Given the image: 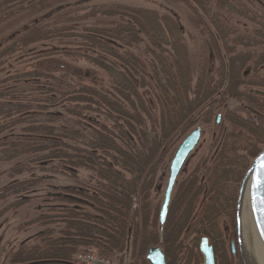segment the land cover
Segmentation results:
<instances>
[{"label":"trees","instance_id":"obj_1","mask_svg":"<svg viewBox=\"0 0 264 264\" xmlns=\"http://www.w3.org/2000/svg\"><path fill=\"white\" fill-rule=\"evenodd\" d=\"M17 1L30 0H0V9ZM174 1L193 13L192 23L217 62L212 72L205 58L193 78L181 56L178 24L134 8L95 7L77 19L89 24L67 20L56 28H34L0 52L2 59L34 42L57 39L75 48L64 50V56L102 70L110 90L75 82L67 75L39 72L0 81V135L17 129L22 140L20 144L13 138L0 141L3 159L40 153L41 161L60 162L53 171L58 169L79 183L77 189L64 187L62 193L53 194V200L66 206H49L34 220L41 226H57L56 231L42 230L30 242L18 243L8 252L7 264H76L75 255L82 251L116 258L117 264H149L147 249L159 244L167 264H199L200 236L188 242L197 231L212 246L215 264H234L218 219L234 218L236 194L227 184L239 182L241 176L233 166L243 164L246 169L248 159L264 146L263 98L240 89L244 85L264 89V76L257 73L264 65V14L235 0ZM233 16L253 28L239 32ZM248 63H253L250 74L244 70ZM16 80L24 82L20 86L10 82ZM139 89L150 92L157 119ZM225 99L246 103L248 107L239 110L247 116L226 111L230 130L223 135L215 167L205 174L204 184L198 185L196 170L178 184L160 225L151 195L169 151L197 123H209ZM80 170L87 173L82 181ZM23 171L19 166L12 173ZM39 182L21 180L2 188L0 218L28 203L21 194ZM201 192L206 202L191 220ZM9 198L14 200L2 206Z\"/></svg>","mask_w":264,"mask_h":264},{"label":"rangeland","instance_id":"obj_2","mask_svg":"<svg viewBox=\"0 0 264 264\" xmlns=\"http://www.w3.org/2000/svg\"><path fill=\"white\" fill-rule=\"evenodd\" d=\"M30 0L17 1L0 9V52L17 43L23 37L30 35L34 28L45 30L46 28L59 27L61 23L69 21V24H89V21H79V17L91 12L95 7L105 8H134L152 11L161 16L171 18L178 24L181 29V39L183 46V54L181 56L187 64L189 72L193 78L196 77L201 64L205 58H208V72L216 67L211 51H206L204 43L205 38L200 31L194 27L193 13L183 3L174 0ZM244 3L248 7L255 9L264 14V0H235ZM75 21V22H74ZM58 23V24H57ZM232 23L237 27L239 32H243L245 28L251 30L253 25L248 21L233 16ZM54 27V28H56ZM262 47L258 48L261 50ZM64 50H75L74 47H67L60 44V41L44 40L30 44L27 47L19 48L16 52L9 56L0 59V81L10 78L14 75L23 73H46L53 76L67 75L73 81L91 85L99 90L109 93V79L107 75L97 68L82 59L73 60L70 57L64 56ZM4 62V63H3ZM253 63H248L244 70L250 74L253 68ZM257 73L264 76V65H262ZM11 83L20 86L24 80L10 81ZM8 82V83H10ZM12 83V84H13ZM7 84V83H6ZM3 85L0 84V90ZM240 89L245 92H252L256 87L241 86ZM259 91L264 89H258ZM149 111L153 118H158V109L150 96L147 89H139ZM248 107L243 101L234 99H225L224 103L214 112L211 121L207 124L197 123L189 129L169 151L166 159L164 172L159 174V178L155 184L151 195L152 207H160L163 200V193L167 181L168 169L173 154L182 141V139L193 129H200L199 141L192 151L188 163L183 171L177 176L176 182L172 189L171 195L176 191L178 184L186 178L192 171L196 170L198 177V185L204 184V176L207 172H212L215 167V156L219 151V146L223 135L230 130V126L225 120V113L229 109L241 112L240 108ZM242 116H247L246 111L240 113ZM220 116V121L215 122L216 116ZM243 135V132L238 131ZM20 134L17 129L3 132L0 135V141H9L12 138L22 143V140L17 138ZM22 136V135H21ZM261 146L260 148H263ZM261 150V149H260ZM258 153V152H257ZM40 153L19 154L16 157L4 160L0 154V190L14 182L21 180L40 179L38 185L29 193H22L21 197L29 198L28 203L21 206L14 212L9 211L0 218V264H7L8 252L20 242H30L34 235L42 230L52 229L56 231L57 226H41L39 223H34L37 217L45 214L49 206L53 208L58 206H66V203L53 200L52 196L56 193H62V188L69 187L72 189L79 188V183L75 182L67 175L61 173L60 170L53 171L52 168H59L60 162L56 160L41 161ZM41 159V160H40ZM253 157L248 159L250 164ZM24 167V171L19 174H13L12 170L17 167ZM234 173L242 176L245 167L243 164L235 165L232 168ZM87 176L85 171H79V181L84 180ZM239 182L228 183L227 188L234 191L238 190ZM79 190H82L81 188ZM67 192V191H65ZM75 195V193L73 194ZM78 196V195H77ZM206 196L201 192L196 196L195 211L191 220L196 218L197 213L206 202ZM9 198L3 201L2 206L13 201ZM234 209V208H233ZM219 231L224 240L225 250L230 248V242H235V222L230 220L226 215H222L218 219ZM159 228V226H158ZM192 235L188 242L192 240ZM236 244V243H235ZM236 248V246H235ZM128 261V254L125 256ZM234 264H241L238 256H233ZM111 259V258H110ZM111 261L117 264L116 258ZM204 258L201 257L200 263L203 264ZM219 263V262H218Z\"/></svg>","mask_w":264,"mask_h":264},{"label":"water","instance_id":"obj_3","mask_svg":"<svg viewBox=\"0 0 264 264\" xmlns=\"http://www.w3.org/2000/svg\"><path fill=\"white\" fill-rule=\"evenodd\" d=\"M264 96L263 91H255ZM220 121L217 115L215 122ZM200 137V129L191 130L177 146L169 164L167 181L163 193V200L159 211V222L164 223L168 204L171 198L177 176L187 163L192 151L196 147ZM247 202L250 215L257 236L264 248V147L253 157L239 182L234 205L235 243H231V252H235V246L241 264H254L247 246L244 229V204ZM200 252L203 255V264H214L212 249L206 238H202ZM146 258L150 264H165L164 255L160 248L148 249Z\"/></svg>","mask_w":264,"mask_h":264},{"label":"bare ground","instance_id":"obj_4","mask_svg":"<svg viewBox=\"0 0 264 264\" xmlns=\"http://www.w3.org/2000/svg\"><path fill=\"white\" fill-rule=\"evenodd\" d=\"M244 229L249 253L254 264H264V248L254 228L247 202L244 204Z\"/></svg>","mask_w":264,"mask_h":264},{"label":"built area","instance_id":"obj_5","mask_svg":"<svg viewBox=\"0 0 264 264\" xmlns=\"http://www.w3.org/2000/svg\"><path fill=\"white\" fill-rule=\"evenodd\" d=\"M76 264H114L111 259L97 255L94 252L82 251L75 255Z\"/></svg>","mask_w":264,"mask_h":264},{"label":"flooded vegetation","instance_id":"obj_6","mask_svg":"<svg viewBox=\"0 0 264 264\" xmlns=\"http://www.w3.org/2000/svg\"><path fill=\"white\" fill-rule=\"evenodd\" d=\"M255 91H259V90H254V91H252V93H254L255 95H259V94H256L255 93ZM264 92V91H263ZM259 96H261V98H263V101H264V96H262V95H259ZM189 160V159H188ZM187 163H188V161H187ZM186 163V164H187ZM186 164H185V166H186ZM185 166L182 168V170L181 171H183V169L185 168ZM249 166V165H248ZM247 166V167H248ZM247 167H246V169H247ZM245 169V170H246ZM245 170H244V172H245ZM180 171V172H181ZM163 172H164V170H163ZM244 172H243V174H244ZM192 173V172H191ZM190 173V174H191ZM243 174H242V176H243ZM241 176V177H242ZM240 180H241V178H240ZM176 182V181H175ZM240 182V181H239ZM237 193V192H236ZM171 197H172V195H171ZM170 200H171V198H170ZM235 200H236V197H235ZM169 204H170V201H169ZM169 204H168V207H169ZM234 205H235V201H234ZM234 210V209H233ZM168 211V210H167ZM167 216V215H166ZM166 219V218H165ZM235 222V221H234ZM161 225V224H160ZM161 228V227H160ZM196 235H199L200 236V239H199V245H198V249H199V247H200V244H201V240H202V238H206L205 236H201L200 235V232L199 231H197L195 234H193V236H194V238H195V236ZM192 236V235H191ZM193 238V239H194ZM192 239V240H193ZM192 240H190V242L192 241ZM206 240H207V243H208V245L211 247V249H212V246L210 245V243H209V241H208V239L206 238ZM231 243H234L235 244V242H230V249H231ZM152 247H158V248H160L161 249V251H162V253H163V255H164V261H165V264H167V262H166V258H165V254H164V251H163V248H162V246L159 244V245H155V246H152ZM151 248V247H150ZM149 249V248H148ZM148 249H147V251H148ZM199 252H200V249H199ZM146 254H147V252H146ZM146 254H145V257H146ZM200 254L202 255V253L200 252ZM212 254H213V260H214V264H215V256H214V253H213V249H212ZM231 254H232V256H234V255H236V256H238V253H237V250H236V248H235V252L234 253H232L231 252ZM202 257H203V255H202ZM147 259V258H146ZM238 259H239V257H238ZM148 261V260H147ZM239 262H240V260H239ZM149 263V262H148ZM150 264V263H149ZM173 264H178V262H176V261H174L173 262Z\"/></svg>","mask_w":264,"mask_h":264}]
</instances>
